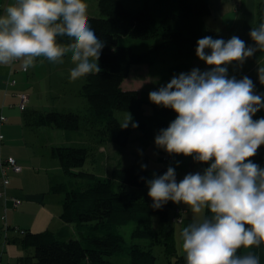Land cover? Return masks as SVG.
I'll use <instances>...</instances> for the list:
<instances>
[{
	"label": "clouds",
	"instance_id": "1",
	"mask_svg": "<svg viewBox=\"0 0 264 264\" xmlns=\"http://www.w3.org/2000/svg\"><path fill=\"white\" fill-rule=\"evenodd\" d=\"M249 37L252 44L236 35L200 38L196 56L205 70L181 72L149 93L152 104L176 113L155 136L156 147L207 165L179 181L169 166L146 181L153 209L172 202L191 213L180 232L186 264H260L252 250L264 245V168L253 158L264 146V117H253L264 109V94L250 77L228 71L264 52V23ZM104 47L84 0H13L0 14V65L19 62L27 71L41 58L63 64L70 54L69 78L76 81L100 73ZM258 78L264 84V68ZM130 123L139 126L129 115L122 127Z\"/></svg>",
	"mask_w": 264,
	"mask_h": 264
},
{
	"label": "trees",
	"instance_id": "2",
	"mask_svg": "<svg viewBox=\"0 0 264 264\" xmlns=\"http://www.w3.org/2000/svg\"><path fill=\"white\" fill-rule=\"evenodd\" d=\"M96 1L100 16L89 17L88 21L97 37L105 42V47L98 61L100 73L87 76L83 86L92 110L88 128L91 136L96 128L114 145L126 147L133 131H138L141 139L149 140L154 131L167 128L176 118L171 109L152 104L137 90L123 88L131 69L169 60L173 64L169 68L170 75L190 72L197 57V41L204 36L224 39V35L211 31L205 23L212 14L209 0ZM261 23H264V1L257 4L254 28ZM126 39L151 42H146L147 48L139 51L121 44V41H129ZM61 42H65L63 38ZM232 75L237 79L250 77L256 91L264 94V84L260 80L245 75L238 68ZM24 111L23 118L28 126L67 131L81 128L80 115L76 113ZM115 112L128 113L132 122H138L139 126L134 129L130 123L123 128ZM261 117H264V109L253 119ZM99 149L100 146L96 147V151ZM90 151L89 147L71 146L51 149V156L59 163L64 176L85 181L83 186L73 188L57 182V176L49 189L51 194L63 195L59 218L77 232L23 231L14 241L32 248L33 254L21 258L19 264H114L107 257L122 252L124 243L122 235L114 229L129 222L135 223L133 237L147 240L145 246L133 244L130 247L131 264H157L156 246L163 249L169 264H186L184 255L178 254L174 225L181 223L179 219L185 211L176 208L171 214L169 203L159 210L152 208L151 199L143 193L148 179L147 168L142 170L141 167L145 162L137 158L128 167H121L122 163L117 161L101 177L82 169ZM253 160L264 168V146ZM205 167L207 165L200 164L199 171ZM154 215L160 217L157 231L151 228ZM260 248L264 249V245Z\"/></svg>",
	"mask_w": 264,
	"mask_h": 264
},
{
	"label": "rangeland",
	"instance_id": "3",
	"mask_svg": "<svg viewBox=\"0 0 264 264\" xmlns=\"http://www.w3.org/2000/svg\"><path fill=\"white\" fill-rule=\"evenodd\" d=\"M6 1L8 2L9 0H0V4L6 3ZM12 2L13 0H11V3ZM84 2L87 4L88 18L100 16L96 0H84ZM239 2L240 1L237 0H229V5L227 6L225 16L222 20V25L227 28V30L233 28L234 22L236 20L240 21L245 16V13L238 8ZM254 12L256 14V10H254ZM0 14H3V9L0 10ZM255 14L254 16L256 17ZM126 40L129 41H121V44H126L128 46L131 45L139 51L144 50L143 48H147V43L151 42L130 39ZM245 41L248 44H252L248 41L247 37L245 38ZM193 61V67H198L202 71L205 70V64L201 62L197 57H195ZM255 64H258L257 70L252 73V76L255 79L259 80L258 70L260 68H264V52H257L254 57L249 58L244 63V66L249 68L251 66H255ZM16 66L18 67L19 72H21V64L18 63L16 64ZM73 66L74 65L70 61V54L64 58L63 64H52L47 60L41 58L37 61L36 66L34 68L29 69L28 75L33 73L32 76H34V81H29V83L35 84L36 88H41V90L43 91L41 93L43 96L42 100L39 101V92H35L36 102L32 103V92L27 90L31 87L29 85L27 87H23L22 90L18 91L25 93L29 97L30 103L27 104L26 110L24 112L30 110H39L42 112H72L80 115L81 128L79 131H67L50 127L46 129L50 133V140H52V142L54 141L55 146L91 148L90 156L88 157L82 168L84 171L94 173L95 175L102 177L106 175L107 170L112 168L117 161L122 163L120 165L121 167H128L129 164L134 162L137 158H139L142 162H145L144 165H147V180L152 179L154 173L156 175H162L160 171L164 170L165 173L169 166L175 168L177 174V181L182 179L188 173H194L199 171L200 163L195 162L193 158L184 157L182 155L174 156L173 158H171L172 155L167 154L163 149L157 148L155 145V136L157 135L158 131H154L152 137L149 140H144L143 138L141 139L140 133L138 131H133L131 134L130 141L126 147H119L117 145H114L112 142H110L109 138H107L104 133L102 134V132H100V130H96V128L93 129V132L95 134L91 136V132H89L88 125L89 120L92 116V110L90 109V106L87 102L85 93H83V86L86 83L87 77L76 81H71L69 78V72ZM171 66H173V64L169 60H166L165 62L156 63L152 66L137 65L131 69L128 78L123 82V88L125 90H137L141 95H145L147 98H149V93L151 91L157 90L161 85L167 84L170 79L174 76L169 74V68ZM236 67V65L229 67L228 71L230 76L232 75V72L234 69H236ZM16 79L17 81L20 80L21 75H17ZM25 79H27V77H24V80ZM36 82H38L39 84H37ZM46 89H48V91L45 93ZM18 101V98L12 97L6 103V111H13V116H16L17 118L18 116H20V113H23L16 107ZM115 116L119 120L121 125H123L124 122L128 119L129 114L124 112H115ZM98 146H100V149L96 151V147ZM92 149H94L95 152ZM55 162L58 163L57 160H55ZM56 181L64 182L68 186H72L73 188L83 186L85 182L83 180L80 181L77 179L66 177L63 175L61 170L58 174V177L56 178ZM143 193L148 196L147 184H145L143 188ZM55 197L63 199V195H55ZM168 203L170 204L171 214H174L175 209L178 208L181 211H185L184 213H187V216L184 218V220H186L185 223L190 222L191 213L186 209L183 204L178 205L172 202ZM5 223L6 220L4 218L0 220V245L4 241V236L1 230L9 229V227H4ZM159 225L160 217L157 215L152 216L151 228L157 231L159 229ZM174 225L176 228L175 242L177 245L178 254L183 255L180 248L181 224L175 223ZM134 226V222H129L126 225L115 227L114 231L122 235V237L124 238L123 251L107 257V260L114 264H131L129 258L130 247L133 244H138L140 246H145L147 244V240L135 239L133 237L132 230L134 229ZM57 228L58 227L54 225L52 229H49L53 232H58ZM67 229L69 230V234L75 233V231L77 232V230L72 226H68ZM74 237L77 238L76 236ZM258 249H262L264 251L263 248ZM258 249H256L255 251H262ZM162 251L163 249L159 246H156L154 248V253L157 257V264H169V259L165 256ZM252 251H254V249ZM22 252L23 254L25 253V256H30L33 254V249L23 248ZM3 260L4 264H6L5 257ZM19 260V258L14 259L13 262H11L10 264H19ZM260 264H264L263 258L262 260H260Z\"/></svg>",
	"mask_w": 264,
	"mask_h": 264
},
{
	"label": "crops",
	"instance_id": "4",
	"mask_svg": "<svg viewBox=\"0 0 264 264\" xmlns=\"http://www.w3.org/2000/svg\"><path fill=\"white\" fill-rule=\"evenodd\" d=\"M238 1H240L238 8L245 13V16L240 21L236 20L233 28L227 30L222 25L229 0H209L212 14L205 19V23L211 31L223 34L225 41L236 35L243 40L247 37L248 41L253 43L249 32L255 24L254 10H256L257 4L264 0ZM10 3L11 0L1 3L0 10H4ZM18 63L0 65V116L5 118V121L0 124V135H3V140L0 141V157L3 159L14 158L22 167L18 174L7 171L9 185L5 189L0 187V191L4 195L0 198V220L4 218L7 223L4 224V227H9V229L1 230L4 241L0 245V264H4V257L6 264H10L14 259H21L25 256V253L22 252L25 247L14 241L19 237L20 231L37 233L45 229H52L55 225L58 227V231L67 230L69 232L67 229L69 225L64 224L59 218L62 199L55 197L57 194H51L49 190L52 179H55L61 170L59 163H56L51 156V149L56 146L54 141L50 140V133L46 128L28 126L22 117L23 113H20L17 118L13 116V111H6L7 101L12 97L18 98L16 96L18 90H22L28 85L31 86L27 90L32 92V103L36 102L35 92H39V101L43 98L41 88H36L35 84L29 83V81H34L33 73L28 75L29 69L25 73L19 72L16 66ZM257 65L249 68L244 65L237 66L236 69H240L245 75L252 76V73L257 70ZM19 74L21 79L17 81L16 77ZM24 77L27 79L24 80ZM14 79L17 84L7 88V80ZM47 91L48 89L45 90V93ZM29 103L30 101H28ZM173 157L171 156V158ZM13 199L18 203L15 204ZM185 221L180 223V229L187 224ZM256 249L258 248H255L253 252L260 257V260L264 259V251L258 249L263 252H256Z\"/></svg>",
	"mask_w": 264,
	"mask_h": 264
},
{
	"label": "built area",
	"instance_id": "5",
	"mask_svg": "<svg viewBox=\"0 0 264 264\" xmlns=\"http://www.w3.org/2000/svg\"><path fill=\"white\" fill-rule=\"evenodd\" d=\"M238 1V0H237ZM21 72L25 73L26 71L22 68ZM15 80H7L6 82V87H13L15 86ZM18 97V104L16 105V107L20 110V111H24L27 107L28 101H29V97L23 93V92H19L16 95ZM5 121V118L0 116V124L3 123ZM3 140V136L0 135V141ZM22 170V167L17 163V161L14 158H7V159H3L0 157V171H1V176H0V187L5 189L8 185H9V179L7 176V171H11L14 174H18L20 173ZM4 195L1 193L0 191V198H2ZM15 201V204L18 203L17 200L13 199ZM23 231H20V234Z\"/></svg>",
	"mask_w": 264,
	"mask_h": 264
}]
</instances>
